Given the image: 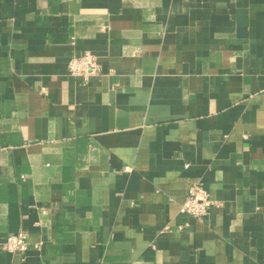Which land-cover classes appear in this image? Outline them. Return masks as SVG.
I'll return each mask as SVG.
<instances>
[{"label": "crops", "instance_id": "obj_1", "mask_svg": "<svg viewBox=\"0 0 264 264\" xmlns=\"http://www.w3.org/2000/svg\"><path fill=\"white\" fill-rule=\"evenodd\" d=\"M0 264H264V0H0Z\"/></svg>", "mask_w": 264, "mask_h": 264}, {"label": "built area", "instance_id": "obj_2", "mask_svg": "<svg viewBox=\"0 0 264 264\" xmlns=\"http://www.w3.org/2000/svg\"><path fill=\"white\" fill-rule=\"evenodd\" d=\"M103 66L98 61L96 55L91 51H86L82 55H74L68 63V71L71 75L77 77L88 78L93 75L103 73ZM213 199L210 197L209 190L203 182L194 183L189 191V195L182 205L181 210L196 217L205 216L209 208L214 205ZM28 235L24 231L10 235L2 248L12 253L26 252L29 249ZM36 248L40 244L35 245Z\"/></svg>", "mask_w": 264, "mask_h": 264}]
</instances>
